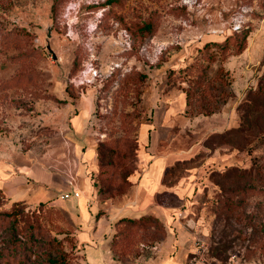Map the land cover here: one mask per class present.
Segmentation results:
<instances>
[{"label": "rangeland", "instance_id": "1", "mask_svg": "<svg viewBox=\"0 0 264 264\" xmlns=\"http://www.w3.org/2000/svg\"><path fill=\"white\" fill-rule=\"evenodd\" d=\"M165 104L179 149L199 134L191 118L223 122L167 172L171 184L201 173L187 239L221 264H264V0H0V166L23 157L101 215L124 209ZM12 203L0 194V264H86L64 207ZM167 239L164 222L131 227L117 257L187 264L197 249L173 262Z\"/></svg>", "mask_w": 264, "mask_h": 264}, {"label": "crops", "instance_id": "2", "mask_svg": "<svg viewBox=\"0 0 264 264\" xmlns=\"http://www.w3.org/2000/svg\"><path fill=\"white\" fill-rule=\"evenodd\" d=\"M174 97L180 108H186L185 96ZM173 106L175 105L165 104L154 112L155 137L148 151L142 155V168L132 197V205L124 209L108 210L101 215L100 207L89 204V193L86 191H83V195L78 199L62 200V194L78 192V185L64 175L38 168L23 157L16 158L13 165L0 166V190L12 202H24L30 206L47 203L64 207L77 226L76 236L83 248L86 264H155L154 259L138 262L120 259L111 248L118 219L148 215L164 222L168 228V239L164 245L171 249L168 256H173L168 258H172L173 262L179 261L187 251L195 250L194 243L187 239L192 238V232L182 222V218L190 210L188 199L199 186L201 173L200 170H191L186 177L171 184L166 178L167 172L177 164L189 161L200 146L201 139L222 133L223 122L215 115L208 118H191L190 124H200L199 134L189 147L190 150L179 149L173 146L169 136L164 138V133H169V122L174 117ZM86 117L83 114L80 118L77 117V125L80 128L85 125ZM93 158V149L86 151L85 159L91 161ZM175 197L181 203L180 206L170 202V199Z\"/></svg>", "mask_w": 264, "mask_h": 264}, {"label": "trees", "instance_id": "3", "mask_svg": "<svg viewBox=\"0 0 264 264\" xmlns=\"http://www.w3.org/2000/svg\"><path fill=\"white\" fill-rule=\"evenodd\" d=\"M186 103H187V106L190 105L189 95L186 96ZM204 115L209 116L211 114L206 113ZM0 194L3 196L6 203L11 202V199L8 198V196L2 190H0ZM18 203H21V202H13L12 203L13 207L15 208L16 204H18ZM43 205H49V204H47V203L43 204L42 203L38 206H43ZM159 221L162 222L159 218L152 216V215L142 216L140 218H121V219H119L115 224L116 225V232L114 234V238H113L112 245H111L112 251L116 255V257L118 254L117 251L122 252L123 247H124L123 244H125L126 240L129 237L131 227L132 228L135 226L143 227V226H147L148 224L155 225V224H159L160 223ZM123 226H125V228ZM120 259H122V258H120Z\"/></svg>", "mask_w": 264, "mask_h": 264}, {"label": "built area", "instance_id": "4", "mask_svg": "<svg viewBox=\"0 0 264 264\" xmlns=\"http://www.w3.org/2000/svg\"><path fill=\"white\" fill-rule=\"evenodd\" d=\"M80 193L77 191L64 193L60 196L62 200H70L71 198H80ZM195 248L197 249L192 253V256L187 264H221L219 261L209 258L208 248L205 246V242L202 239L197 238L195 240ZM228 264H248L246 262H241L233 258Z\"/></svg>", "mask_w": 264, "mask_h": 264}, {"label": "water", "instance_id": "5", "mask_svg": "<svg viewBox=\"0 0 264 264\" xmlns=\"http://www.w3.org/2000/svg\"><path fill=\"white\" fill-rule=\"evenodd\" d=\"M49 36H50V34H49ZM48 49H50V46H48Z\"/></svg>", "mask_w": 264, "mask_h": 264}]
</instances>
